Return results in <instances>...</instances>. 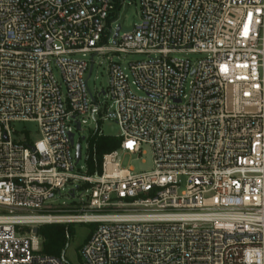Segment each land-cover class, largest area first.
Masks as SVG:
<instances>
[{
  "label": "built area",
  "instance_id": "1",
  "mask_svg": "<svg viewBox=\"0 0 264 264\" xmlns=\"http://www.w3.org/2000/svg\"><path fill=\"white\" fill-rule=\"evenodd\" d=\"M126 2L0 0V264H68L33 232L55 223L97 225L84 264H264V0H140L121 35ZM184 53L203 58H172ZM107 120L120 148L99 162L83 135L78 169L76 132ZM144 145L153 170L123 168ZM68 186L80 207L53 206Z\"/></svg>",
  "mask_w": 264,
  "mask_h": 264
},
{
  "label": "rangeland",
  "instance_id": "2",
  "mask_svg": "<svg viewBox=\"0 0 264 264\" xmlns=\"http://www.w3.org/2000/svg\"><path fill=\"white\" fill-rule=\"evenodd\" d=\"M119 11L120 17L118 24L122 26L121 35L130 33L131 31H133L134 27L140 22V0H127L124 5H121L119 7ZM117 57L118 56L116 55L114 56V62L120 63L123 68H128L129 64L132 62L146 60L145 55H120L119 59ZM172 58L188 59L192 63H195L201 58H203V56L199 54L184 53L173 55ZM95 62V67L93 69V73L89 81V88L94 93H100L102 90L108 91L110 84V61L106 57H97L95 59ZM133 91L138 96H144V93L137 91L134 87ZM100 100L102 102H107L108 105L112 104V101L109 99V97L101 98ZM14 128L18 131H23L24 133L27 132L29 139L33 142H36L41 138L38 134V126L34 123H17ZM97 129L106 136H118L120 134V129L114 120L99 121V125H97L95 122H89V125L84 129L83 133L76 132V145L79 141H81L83 135L88 136L90 134H94ZM81 145L82 161L78 169H80V167L85 166L88 153V142L81 141ZM73 153H76V148L73 150ZM122 167L126 169L132 168L135 174L151 172L154 168L151 148L148 145H144L140 154L134 156L125 155L122 159ZM82 172H84V170H82ZM71 188V186H68L64 191L60 193L57 192L54 202H52L53 206H64L71 208H74V206L80 207V196L83 192L82 190H77L76 198H72L69 194ZM55 214L64 215L65 213L55 212ZM57 224L65 226L68 225L71 228L70 239L65 250L68 264H84L81 253L82 247L86 243L87 238L96 230L97 225L85 223H55L43 226H52ZM18 231L21 234H25L29 232V228L18 227Z\"/></svg>",
  "mask_w": 264,
  "mask_h": 264
},
{
  "label": "trees",
  "instance_id": "3",
  "mask_svg": "<svg viewBox=\"0 0 264 264\" xmlns=\"http://www.w3.org/2000/svg\"><path fill=\"white\" fill-rule=\"evenodd\" d=\"M120 145L121 139L117 137L98 136L94 133L89 140L90 155L95 149L100 162L104 154L118 150ZM38 234L42 239V253L50 256H60L66 250L69 241L68 236L71 235V228L68 225L58 224L41 226Z\"/></svg>",
  "mask_w": 264,
  "mask_h": 264
},
{
  "label": "water",
  "instance_id": "4",
  "mask_svg": "<svg viewBox=\"0 0 264 264\" xmlns=\"http://www.w3.org/2000/svg\"><path fill=\"white\" fill-rule=\"evenodd\" d=\"M119 31H120V28L117 29L116 34H115V38L118 37ZM111 117H114V116L112 115ZM78 129H80V128L78 127ZM71 139H73V135L71 136ZM77 152H78V159H79L80 158V146H78V151ZM72 197H74L73 194H72ZM33 232H34V234H38L39 233V229L38 228H34Z\"/></svg>",
  "mask_w": 264,
  "mask_h": 264
}]
</instances>
